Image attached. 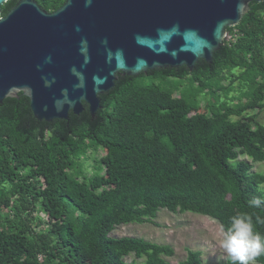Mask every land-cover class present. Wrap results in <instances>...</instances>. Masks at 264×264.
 Listing matches in <instances>:
<instances>
[{
	"label": "trees",
	"instance_id": "trees-1",
	"mask_svg": "<svg viewBox=\"0 0 264 264\" xmlns=\"http://www.w3.org/2000/svg\"><path fill=\"white\" fill-rule=\"evenodd\" d=\"M19 1L2 6V17ZM34 1L47 13L66 2ZM226 33L233 40L192 72L119 74L99 96L95 118L84 104L68 121L39 122L23 94L3 102L0 264H139L125 261L131 255L167 264L172 247L111 236L120 226L152 223L162 210L208 217L224 232L232 217L247 214L264 235L257 222L264 221V174L240 160L264 162V126L251 124L264 109V0ZM99 152L90 176L84 167ZM201 257L188 251L179 264H203Z\"/></svg>",
	"mask_w": 264,
	"mask_h": 264
},
{
	"label": "water",
	"instance_id": "water-1",
	"mask_svg": "<svg viewBox=\"0 0 264 264\" xmlns=\"http://www.w3.org/2000/svg\"><path fill=\"white\" fill-rule=\"evenodd\" d=\"M0 106L23 94L39 122L68 121L88 106L95 118L119 74L193 71L212 64L251 3L263 0H66L47 13L20 0L2 17Z\"/></svg>",
	"mask_w": 264,
	"mask_h": 264
},
{
	"label": "rangeland",
	"instance_id": "rangeland-1",
	"mask_svg": "<svg viewBox=\"0 0 264 264\" xmlns=\"http://www.w3.org/2000/svg\"><path fill=\"white\" fill-rule=\"evenodd\" d=\"M232 36L227 34L225 42L232 41ZM187 86H182L179 91H187ZM237 93L231 94L235 96ZM256 115L251 122L252 126H264V109L260 114L258 111L253 112ZM236 120V119H235ZM104 153L91 154L90 161L85 165L84 170L90 176L94 175L100 165H96L94 161H99ZM240 160L247 161L253 165L252 172L264 174V162L253 163L245 156H241ZM98 163V162H97ZM264 192V185L259 187ZM38 216L43 221V227L50 226L51 219L42 212ZM224 231L221 225L208 217H203L190 213H170L162 210L152 223L138 225H126L116 228L112 233L114 238L132 237L143 239L147 242L170 246L174 250V256L165 258L167 264H179L187 258L188 251L199 252L202 254L203 264H224L228 257L220 248V241L223 238ZM127 263L137 262L141 264L143 261L135 258L134 255L125 259Z\"/></svg>",
	"mask_w": 264,
	"mask_h": 264
},
{
	"label": "clouds",
	"instance_id": "clouds-1",
	"mask_svg": "<svg viewBox=\"0 0 264 264\" xmlns=\"http://www.w3.org/2000/svg\"><path fill=\"white\" fill-rule=\"evenodd\" d=\"M250 203L260 205L259 200ZM257 222L264 223L259 218ZM220 248L230 259L231 264H256V260L264 256V235L255 231L251 216L239 214L231 218L230 226L220 241Z\"/></svg>",
	"mask_w": 264,
	"mask_h": 264
}]
</instances>
